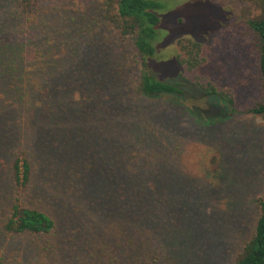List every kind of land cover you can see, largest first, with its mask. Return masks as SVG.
<instances>
[{
  "label": "trees",
  "instance_id": "trees-1",
  "mask_svg": "<svg viewBox=\"0 0 264 264\" xmlns=\"http://www.w3.org/2000/svg\"><path fill=\"white\" fill-rule=\"evenodd\" d=\"M61 1L0 0V237L28 239L39 264H186L190 246L177 218L186 215L191 180L166 110L140 105L217 96L234 109V101L211 83L186 89L148 71L165 40L161 1L100 0L91 33ZM259 2L262 15L247 22L264 81ZM194 39L177 41L174 63L184 72L205 63ZM247 113L264 121V101ZM51 187L65 193L51 196L60 219L33 202L46 201ZM259 206L236 264H264V199Z\"/></svg>",
  "mask_w": 264,
  "mask_h": 264
},
{
  "label": "rangeland",
  "instance_id": "rangeland-1",
  "mask_svg": "<svg viewBox=\"0 0 264 264\" xmlns=\"http://www.w3.org/2000/svg\"><path fill=\"white\" fill-rule=\"evenodd\" d=\"M159 1L165 6L161 12L166 20L162 31L165 42L148 71L186 89L197 79L205 85L211 83L231 97L235 105L232 109L227 100L217 96L201 103L169 96L143 101L140 107L153 113L166 110L173 133L170 138L175 147L181 146L177 162L181 161L183 174L191 180L184 206L186 215L177 218V227L185 230L182 239L188 240L190 246L189 251L184 250L186 264H236L254 233L260 216L259 202L264 199V121L247 113L264 101L258 40L247 22L260 17L263 10L259 0ZM99 3L100 0H62L60 6L67 10L69 18L80 20V29L91 33L97 29ZM182 37L195 38L202 45L205 63L192 73L177 67L178 70L174 63L179 52L177 41ZM127 50L135 52L131 42ZM134 70L136 78L140 73L138 65ZM101 168L102 165L98 167ZM48 194L50 197H43L46 201L33 202L60 219L56 208L62 204L52 205L51 196L57 195V201H61L65 193L51 187ZM61 227L64 229V224ZM27 243L25 238L1 236L0 264H39Z\"/></svg>",
  "mask_w": 264,
  "mask_h": 264
}]
</instances>
